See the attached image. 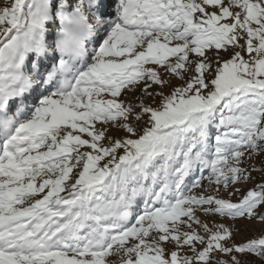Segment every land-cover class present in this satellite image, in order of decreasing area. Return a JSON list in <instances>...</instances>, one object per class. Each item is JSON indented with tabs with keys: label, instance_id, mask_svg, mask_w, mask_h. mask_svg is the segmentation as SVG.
Here are the masks:
<instances>
[{
	"label": "snow or ice",
	"instance_id": "1",
	"mask_svg": "<svg viewBox=\"0 0 264 264\" xmlns=\"http://www.w3.org/2000/svg\"><path fill=\"white\" fill-rule=\"evenodd\" d=\"M262 155L264 0H0V264H264Z\"/></svg>",
	"mask_w": 264,
	"mask_h": 264
},
{
	"label": "rangeland",
	"instance_id": "2",
	"mask_svg": "<svg viewBox=\"0 0 264 264\" xmlns=\"http://www.w3.org/2000/svg\"><path fill=\"white\" fill-rule=\"evenodd\" d=\"M222 56L224 59H227L229 58L228 56L224 55L222 53ZM244 56H245V59H247V54L244 53ZM180 81H177L175 78H173V84L174 85H179ZM153 88L155 90H159L158 86H153ZM166 93H167V89H165ZM121 98H124L123 96ZM148 102L151 103V100L149 99ZM159 102V98H157L156 100V103ZM155 106V105H153ZM115 131V130H113ZM117 135V137H123V136H126L127 134L126 133H123V132H119V133H115ZM264 160V155L260 156V157H256L254 158L252 161H250L251 164H254L257 168H260L262 165H261V161ZM206 174V173H205ZM253 176L255 177V181L254 182H261V180H264V172H254L253 173ZM205 183H207L205 181ZM245 187H251V185H246ZM194 191H197V190H194ZM221 195H223L225 198H227V192H224L223 189H221ZM235 199V198H233ZM141 209L143 208V205L141 204ZM202 219H205L203 216L201 217ZM217 220H219L220 218H216ZM225 223L228 224L229 227H233L234 229H239L238 232H234V240L237 242V243H240V242H243L245 241L246 239L248 238H251V237H254V236H257L259 235L260 233V229L262 227H264V225H261L259 224L257 221H247V220H242V221H236V222H232L230 220L228 221H224ZM221 259H227V257H223L221 256L220 257ZM244 257H241V259H243ZM113 259H117V258H113Z\"/></svg>",
	"mask_w": 264,
	"mask_h": 264
},
{
	"label": "trees",
	"instance_id": "3",
	"mask_svg": "<svg viewBox=\"0 0 264 264\" xmlns=\"http://www.w3.org/2000/svg\"><path fill=\"white\" fill-rule=\"evenodd\" d=\"M244 259V258H243Z\"/></svg>",
	"mask_w": 264,
	"mask_h": 264
}]
</instances>
